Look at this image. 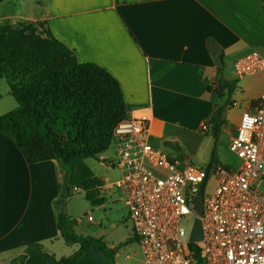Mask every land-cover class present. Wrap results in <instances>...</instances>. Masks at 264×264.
Here are the masks:
<instances>
[{
  "label": "crops",
  "instance_id": "obj_1",
  "mask_svg": "<svg viewBox=\"0 0 264 264\" xmlns=\"http://www.w3.org/2000/svg\"><path fill=\"white\" fill-rule=\"evenodd\" d=\"M5 5L8 8L2 11ZM23 22H47L53 36L73 50L79 62L106 69L119 82L128 113L147 110L154 140L172 145L191 147L192 138L203 136L202 125L228 94L219 88L216 55L223 69H234L239 58L256 51L264 54V7L259 0H0V25ZM258 75L264 78V73ZM249 79L236 75L234 79L242 101L232 102L243 112L264 89V80L256 91ZM2 81L0 116L6 108H15L7 99L9 87L1 91ZM64 178L57 161L33 162L0 130V264H11L29 242L40 243L58 259L71 254L59 255L61 248L56 247L60 239L66 243L54 208ZM100 180L105 197L103 188L114 185ZM74 191L80 190L71 187V194ZM123 196L120 200L125 202ZM132 233L131 226V235L121 246L136 241ZM66 245L74 253L79 249L77 244ZM109 248H117L114 264H120V249ZM133 257L127 255V260ZM135 260L141 264L143 256ZM24 264L48 263L32 253ZM77 264L107 260L93 245Z\"/></svg>",
  "mask_w": 264,
  "mask_h": 264
},
{
  "label": "built area",
  "instance_id": "obj_2",
  "mask_svg": "<svg viewBox=\"0 0 264 264\" xmlns=\"http://www.w3.org/2000/svg\"><path fill=\"white\" fill-rule=\"evenodd\" d=\"M234 71L238 79L264 73V54L239 58ZM202 130L210 132L212 125ZM155 137L147 110L127 112L110 146L112 166L121 175L114 186L124 195L141 264H264V89L243 112L230 142L240 161L236 169L183 164L155 146ZM196 218L202 222L200 241L191 240Z\"/></svg>",
  "mask_w": 264,
  "mask_h": 264
},
{
  "label": "trees",
  "instance_id": "obj_3",
  "mask_svg": "<svg viewBox=\"0 0 264 264\" xmlns=\"http://www.w3.org/2000/svg\"><path fill=\"white\" fill-rule=\"evenodd\" d=\"M259 1L264 7V0ZM1 80L18 107L0 116V130L33 162L54 160L64 169L61 197L54 203L57 227L66 243L79 246L71 256L58 259L40 243H25L24 253L11 264H24L32 253L48 264H77L93 245L100 247L107 264H114L117 248H109L101 238L77 234V222L62 206L71 196V187L84 191L95 207L106 202L101 195L103 182L84 161L99 160L110 149L113 131L128 112L119 82L103 67L79 62L74 51L53 36L47 22L0 25ZM218 84L229 97L208 121L215 143L237 80L221 76ZM217 163L215 148L207 169Z\"/></svg>",
  "mask_w": 264,
  "mask_h": 264
},
{
  "label": "rangeland",
  "instance_id": "obj_4",
  "mask_svg": "<svg viewBox=\"0 0 264 264\" xmlns=\"http://www.w3.org/2000/svg\"><path fill=\"white\" fill-rule=\"evenodd\" d=\"M7 8L8 6L5 5L1 10L5 11ZM234 73L235 71L233 67H228L227 69H222L220 76L224 75L226 79L234 80ZM259 76L260 75L249 77V82L252 83L253 88H256V91L259 89V86H262L264 80V78ZM2 84L1 91L3 93L5 89H8V85L5 81H2ZM239 88L240 87H236L235 92L230 98L231 101H242V93ZM228 97L227 94L222 99L221 105L227 101ZM7 99L15 105V108L12 110L6 108V113L15 110L18 107L16 100L10 93ZM3 100L5 101L6 98ZM242 112L243 108H240V106H234L233 102L232 105L229 104L224 112V127L217 143H215V138L211 133L212 131L208 133L202 130L203 136H195L192 138L191 142H193V145L191 147L187 146L188 143L172 145L170 143L165 144L164 141L157 142L155 140L153 141V144L174 159L180 160L183 164L194 165L204 169H207L213 151L216 148V157L219 163L226 167L236 169L240 165V161L230 152L229 145L231 140L238 134L240 119L243 114ZM84 162L97 177L104 181L106 186L114 185L121 176L120 171L112 166V162H114V152L111 148L103 153L102 158H99V160L87 159ZM212 190L213 182L210 184L206 193H210ZM121 193L122 192L114 186L111 189L103 188L102 194L107 198V202L102 207H95L86 199V193L84 191H74L70 197L65 199V203L62 207L63 210L77 222V226L81 229L84 236L101 238L105 241L108 247L110 245L118 247L120 249V257L118 259L120 264H139L135 258H137V260L140 259L141 261L142 255L137 242L135 241L128 244L130 245V248L128 249H126V246L128 245L121 246L131 235L130 220L126 221L128 208L126 207L125 202L120 200L123 195V193ZM60 197L61 195L58 199H60ZM89 217L92 218V221L88 220ZM60 240V243L56 245V247L61 248L58 252L59 255L60 253L73 254L74 252L71 250L72 247L66 245L62 239ZM127 255H133L134 257L128 261Z\"/></svg>",
  "mask_w": 264,
  "mask_h": 264
},
{
  "label": "water",
  "instance_id": "obj_5",
  "mask_svg": "<svg viewBox=\"0 0 264 264\" xmlns=\"http://www.w3.org/2000/svg\"><path fill=\"white\" fill-rule=\"evenodd\" d=\"M216 60H217V64H218V67L217 69L218 70H222L224 68V64L222 62V59L216 55ZM196 210H197V214L199 216H202L203 213H204V196L203 194H201L197 201H196ZM77 234H81L82 231L81 229H79V227L77 225L74 226ZM202 222L199 218H196L195 219V223H194V227H193V230H192V234H191V240L192 241H200L202 240Z\"/></svg>",
  "mask_w": 264,
  "mask_h": 264
}]
</instances>
